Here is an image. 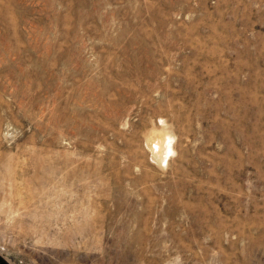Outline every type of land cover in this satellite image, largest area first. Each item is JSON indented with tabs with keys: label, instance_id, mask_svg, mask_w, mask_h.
Here are the masks:
<instances>
[{
	"label": "rangeland",
	"instance_id": "obj_1",
	"mask_svg": "<svg viewBox=\"0 0 264 264\" xmlns=\"http://www.w3.org/2000/svg\"><path fill=\"white\" fill-rule=\"evenodd\" d=\"M0 254L264 264V0H0Z\"/></svg>",
	"mask_w": 264,
	"mask_h": 264
},
{
	"label": "bare ground",
	"instance_id": "obj_2",
	"mask_svg": "<svg viewBox=\"0 0 264 264\" xmlns=\"http://www.w3.org/2000/svg\"><path fill=\"white\" fill-rule=\"evenodd\" d=\"M163 138H164V137L162 136L161 139H163ZM161 139L158 140L157 142H160ZM166 142H167V141H166V138H164V141H163V143H162V146H163V149H162V159H163V158H166V157L170 154L171 150H173V148H171L169 145L167 146V148H165L166 150H164V146H165V143H166ZM170 143H171V142H170ZM158 150H159L158 152L161 151L160 148H159ZM164 151H165V152H164Z\"/></svg>",
	"mask_w": 264,
	"mask_h": 264
},
{
	"label": "clouds",
	"instance_id": "obj_3",
	"mask_svg": "<svg viewBox=\"0 0 264 264\" xmlns=\"http://www.w3.org/2000/svg\"><path fill=\"white\" fill-rule=\"evenodd\" d=\"M167 264H183L182 258L177 255L172 260L168 261Z\"/></svg>",
	"mask_w": 264,
	"mask_h": 264
},
{
	"label": "flooded vegetation",
	"instance_id": "obj_4",
	"mask_svg": "<svg viewBox=\"0 0 264 264\" xmlns=\"http://www.w3.org/2000/svg\"><path fill=\"white\" fill-rule=\"evenodd\" d=\"M0 264H12L7 258L0 254Z\"/></svg>",
	"mask_w": 264,
	"mask_h": 264
}]
</instances>
